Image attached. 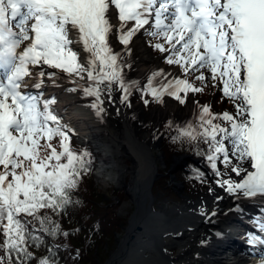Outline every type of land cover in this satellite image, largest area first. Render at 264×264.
Returning a JSON list of instances; mask_svg holds the SVG:
<instances>
[{"label":"snow or ice","instance_id":"obj_1","mask_svg":"<svg viewBox=\"0 0 264 264\" xmlns=\"http://www.w3.org/2000/svg\"><path fill=\"white\" fill-rule=\"evenodd\" d=\"M113 7L119 26L111 22ZM114 29L126 48L141 29L160 38L164 42L153 47L169 53L166 62L182 69L185 78L157 81L162 71L149 78L144 92L157 103L170 96L184 104L189 92H202L186 78L197 72L202 84L210 79L222 85L235 112L213 113L210 106L198 105V124L169 122L176 131L172 139L208 145L207 153L198 154L206 155L217 176H229L217 181L229 193L264 197V0H0V264H28L34 257L30 242H42L36 231H59L39 213L65 210L91 163L85 159L89 153L72 149L66 126L50 110L55 99L41 102L40 95L25 91V78L38 67L34 87H41L45 75L55 80L56 72L42 70L46 65L86 79L91 83L78 87L95 98L90 106L98 115L104 111L102 95L111 99L113 85L123 92L121 102H127L135 85L126 84L120 54L110 46ZM73 44L88 53L84 61ZM57 137L59 151L52 143ZM202 177L197 172L196 178ZM25 217L40 228L30 230L32 221ZM258 226L264 233V217ZM249 243L264 245V238L250 235ZM39 264L52 262L43 257Z\"/></svg>","mask_w":264,"mask_h":264},{"label":"bare ground","instance_id":"obj_2","mask_svg":"<svg viewBox=\"0 0 264 264\" xmlns=\"http://www.w3.org/2000/svg\"><path fill=\"white\" fill-rule=\"evenodd\" d=\"M111 22L114 25L119 26L120 22L117 20V11L114 7L109 13ZM132 22L129 23V26ZM146 28L148 26H145ZM115 30V29H114ZM109 37V43L113 51L120 54V62L122 68L130 63L126 57L125 49L121 46L115 36V32ZM144 29H141L133 38L130 45L134 48V55H132L131 61L134 63L132 68L128 71L121 70L123 78L126 84H134L140 82L143 75L150 71L163 72L164 76L158 77L165 82L173 78H181L177 74V70L168 69L166 66H161L160 60L153 57L146 48L143 46ZM75 38V36H74ZM145 43V42H144ZM73 46L80 47L83 50L81 44H73ZM88 56V53L83 51V59ZM162 64V63H161ZM121 68V69H122ZM45 73L56 72L57 77L55 80L50 79L45 75L41 90L50 92L46 95V99H58L56 104H51L50 109L53 108L55 112H62L66 114V121L75 123L80 132L82 139L93 141L102 152H104V158L99 160L101 166L99 173L106 177L108 180H104V184L111 182L116 185H121L124 180L123 173L126 168L121 163L122 154L124 149L126 154L134 159L135 166L130 171L132 173V180L130 185H137V193L140 194L139 188L143 190V202H138L137 199L132 197L136 205H144V211L147 212L146 205L149 200L152 199L150 190L147 189V181L150 177L156 176L159 170L157 168V161H162V156H154L155 149H158V134L155 128L152 133L143 132L144 122H141L140 117L146 116L139 105H133L131 100V94L128 101L125 103L124 108H119L113 113L106 109V97L108 95H102L104 101L102 107L104 109L101 112L100 117H94L88 113L85 108L86 105L90 106L86 95L79 89L78 86L86 85L88 82H77L75 77H69V75L62 74L60 70L51 69L48 66H43L42 69ZM41 71V68H32L33 75L30 78H25V83L30 88L34 87L38 83L37 73ZM134 88V87H133ZM133 88L131 93L133 92ZM70 89H77L76 91H70ZM114 90V91H113ZM113 92L117 93L118 101L115 100L117 105L121 102L123 92L119 89L118 85H113ZM116 98V97H115ZM90 99V98H89ZM108 99V98H107ZM111 99H114L111 97ZM168 101V102H167ZM165 110H156L149 115L150 119L157 122L158 126L161 119L164 116H170L176 118L180 124L188 122L191 116L197 112L198 106L195 102L188 103L186 114H180L178 105L176 102H171V99L166 100ZM120 105V104H119ZM116 106V105H115ZM95 110V109H94ZM96 112V111H95ZM62 113L60 115H62ZM88 113V114H87ZM127 113L130 114L129 119H133L132 123L127 118ZM133 113V115H131ZM114 115L116 119L115 125L117 130L113 131L105 123L104 119L108 115ZM109 123V122H108ZM132 124V125H131ZM134 125V126H133ZM107 138H103V137ZM123 150V151H124ZM117 156V158H115ZM125 157V156H124ZM99 167V165L97 166ZM109 170V171H108ZM157 172V173H156ZM233 180H240V177L233 178ZM122 186H125L123 184ZM129 187L128 191H132L135 187ZM132 195V193H131ZM159 214L161 217L167 219H174L177 223H183V226L187 228L183 235L187 236L189 241L177 242L176 246H180L182 252L180 257H176V264H198L194 262L192 256L198 254L202 264H261L264 259V245H254L249 243V237L261 236L264 238V233H261L258 226V221L264 217V197H244L234 193H229L226 188L223 192L215 193L210 199L200 201L196 203L192 208L181 211L175 209L171 214H167L164 211ZM215 213V215H213ZM126 232V230H125ZM233 236L240 240V244L231 243ZM182 243V244H181ZM175 244H173L174 246ZM146 246V245H144ZM169 247V248H168ZM172 245L168 242L166 249L168 250ZM126 249V244H123L122 249ZM188 248V249H186ZM121 249V250H122ZM186 249V250H185ZM243 249V250H242ZM121 256L119 251L115 256V259ZM141 262V261H140ZM141 264H167L164 260H160L155 257L154 254L147 255L142 259Z\"/></svg>","mask_w":264,"mask_h":264},{"label":"rangeland","instance_id":"obj_3","mask_svg":"<svg viewBox=\"0 0 264 264\" xmlns=\"http://www.w3.org/2000/svg\"><path fill=\"white\" fill-rule=\"evenodd\" d=\"M117 18V17H116ZM118 20V19H117ZM119 21V20H118ZM120 22V21H119ZM130 23V22H129ZM115 32V30H114ZM115 36L117 41L119 42L118 38H117V34L115 32ZM145 42V43H144ZM164 41L161 40L160 38H153L147 35H143V46L144 48H146L148 50V52L150 51L149 48L147 47H151V51L149 52L153 57L158 58L160 61L161 66H166L168 69H176L177 70V74L181 76V78H185L182 69L175 65V64H168L166 62V56L169 55V53H161L159 52L157 49H155L153 47V44L156 43H163ZM27 43V42H25ZM119 44L121 46H123V48L125 49V54L126 57L129 59L130 63H127L123 69L125 71H128L132 68L133 66V62L131 61L132 55H134V48L129 44L127 46V48L122 45L120 42ZM24 47V45H21V49ZM167 47V45H166ZM72 48L76 49V51L79 53L81 61H84L83 59V50L80 49V47H76L72 45ZM162 63V64H161ZM58 70V69H57ZM122 70V69H121ZM205 71V75L207 77H210V73H208L206 70ZM154 72L157 71H150L149 73L143 75V77L140 79V82L137 83L135 85V87L133 88L135 91L131 93V102L133 105H139L140 108L142 109V111L146 114V116H141L140 120L141 122H144V127L142 128L143 132H148V133H152L153 130L156 128L157 129V134L158 136L161 134V139L166 136H169V134L171 133L170 129H166L167 128V123H169L170 121L172 122L173 125H177L180 124V122H178V120L176 118L170 117V116H164L161 121L160 124L158 126L157 122H154L150 119L149 115L151 114V112H154L156 110H165L166 109V100L169 98L171 99V102H176V104L178 105V110L180 112V114H186L185 110L187 109V104L189 103H193L195 102L198 105L202 106V105H208L211 108V111L213 113H222L224 111H229V112H235V108L233 106L232 101L228 100L227 98L223 97L222 92L220 91V87H222V85H219V82H213L210 79L207 81L206 85L202 84V82L198 81L195 79V75H199V73L197 72L195 75H189L188 77H186L191 83H193L195 86L197 87H203V91L202 92H189L186 98V102L184 104H181L179 101H177L176 99H174L173 97L170 96H164L163 100L164 102L161 103H157L153 97L151 95H145V88L146 85L148 84L149 78L152 77V74ZM62 74H66L64 72H61ZM73 78L75 77V80L77 82H79L78 84H80L81 82L85 83L88 82L87 84L91 83L89 81L85 80H79L77 79L76 76H72ZM157 81L162 82L161 79H159L158 77L156 78ZM213 83H217L218 87H213ZM28 82L25 83V87L24 90L33 94V95H40L41 97V102H43V100H47L45 97L46 95L51 91H53L52 89L48 90V91H43L40 88H36V87H32L30 88L29 86H27ZM86 84V85H87ZM45 85V83L42 82L41 86ZM86 85H81V86H86ZM154 86H159L158 83H156V81H154ZM114 91V90H113ZM111 93V97L114 99H109V97H106L105 94V98H106V103H105V107L106 109L113 113L115 110H118L117 113H119V108H124L125 105L127 104L126 102L123 103H119L117 105V103L115 102L118 101V96L116 92ZM141 94V98H139V95ZM183 95V94H182ZM116 97V98H115ZM90 98V99H89ZM108 98V99H107ZM86 99H88L90 105L93 103L94 101V97H90V96H86ZM52 100V99H50ZM140 100V101H139ZM145 100L148 101L147 104H145ZM58 102V99L55 100L56 104ZM126 103V104H125ZM116 105V106H115ZM85 108L88 110L87 112L92 114V116L94 117H100L101 113L98 115L97 112H95L96 110H94L91 106L86 105ZM199 112V108L197 110L196 113H194L190 120L192 123L193 121L196 119L197 114ZM62 112H58L55 115H57L60 118V123L63 126H66L65 129L67 130H71L70 132L75 136L74 138L77 140V142H81V143H86V141H88L87 139H82L80 132H78V128H74L76 127L75 123H70L66 121V114L62 113V115H60ZM87 113V114H88ZM131 115H133V113H131ZM131 116L130 114L127 113V118L129 119ZM113 119H116V117L112 114L106 116V119H104V123L113 131H115V129L117 130V126L115 125V121ZM133 119H129V122L132 123ZM109 122V123H108ZM132 125V124H131ZM134 126V125H133ZM115 128V129H114ZM170 128V127H169ZM166 129L165 135H163L164 130ZM78 135V136H77ZM58 138V137H57ZM103 138H107L106 136ZM159 139V140H161ZM43 142V141H42ZM91 144L95 145V149L94 151L98 152V155L96 154V160L94 161V168L92 170V172H94L95 174H93V179H94V185L96 187V189L98 190V192L102 195L104 201L107 200H111L112 203L117 207V212L120 215H126L128 216L127 218V223H128V219L130 217V215L133 212V203L130 201V199L126 196L125 194V188H129L128 186L130 185V182L132 180V173L130 172L132 170V168H134V159L131 158L130 156H128L125 152V150L121 151L122 157H121V163L123 164V166L126 168V170L123 173V177L124 180L123 182H121L122 184L120 185H116L114 183L108 182L106 184H104L105 182H103L104 180H108L109 178L106 177V173H104L105 175L102 176L99 173V168L101 166V163L99 164V160L102 161V159L104 158V152H102L101 148H99L93 141H90ZM160 143V142H159ZM162 155V161H157V168L156 170L158 171V176H156L155 181L153 182L152 188H151V197L153 198V200H149V203H147L146 207L150 204L151 202V208L154 211L157 212H162L164 211L167 214H171V212H173L175 209H179L181 211H185L186 209H190L192 208L196 203L200 202V201H205L210 199L215 193H220L223 192V189H225L226 187H221L217 181L221 180V179H229V176H223V177H219L215 174V172H213L211 169L207 168L204 163L202 158H196L195 162H197V166L201 169V170H206L209 173L210 179L209 182L206 183V185L204 187L201 188H194L193 191H191V194H189V192L186 194H181L183 197L181 198V195H179V199H182L183 201H178L179 199H174L171 197H163L165 196L164 193L160 192V199L155 200L154 197V188L153 186H155L156 188L158 187L157 185V181L159 179L162 178H167L166 184L167 187L170 186H179L180 189L183 190V186L178 183L177 179H176V175L179 173V171H182L183 167H187V163L191 162V158H189L187 155H183V156H174L172 157V159L166 157V155H164L163 151L161 150V145L159 149H155L154 151V156H160ZM125 156V157H124ZM115 158H117V156H115ZM186 158V159H185ZM190 159V160H189ZM186 161V162H185ZM194 161V160H193ZM201 163V164H200ZM97 165H99V167H97ZM201 165V166H199ZM221 171H225L223 165L219 166ZM109 171V170H108ZM231 179L235 178V174L234 173H230ZM237 177V176H236ZM131 178V179H130ZM125 184V188H122V185ZM126 188V189H127ZM116 193H121L122 196L124 197V199H120L118 194ZM132 196V195H131ZM25 219H27L25 217ZM127 228L126 227L123 228V231H121L120 233H116L114 236V241L112 242V246H109L108 244L110 243V241H107L105 243L104 246L101 247V250L98 251V253L95 252V263L94 264H105L109 258V256L116 250V247L118 246L120 240L122 239V236L125 233V230ZM188 249V248H186ZM185 249V250H186ZM171 250H175V251H179L180 253L182 252V249L180 246H176L174 248H171ZM108 253V255H107ZM100 254H102V256L105 254L107 255L104 259H100L99 256ZM194 256V255H193ZM192 256V258H194ZM177 257V256H176ZM199 260H196V257L194 258V262H197L198 264H202L203 262L200 260V257L198 256ZM214 264H218V262H215Z\"/></svg>","mask_w":264,"mask_h":264},{"label":"trees","instance_id":"obj_4","mask_svg":"<svg viewBox=\"0 0 264 264\" xmlns=\"http://www.w3.org/2000/svg\"><path fill=\"white\" fill-rule=\"evenodd\" d=\"M193 124H198L197 118L193 121ZM168 125L169 123H167L166 129H170L171 133L161 139V150L164 155L169 159H172L175 155L179 157L187 155L191 158V160L189 159L191 162H188V166L183 167L182 171H179L176 175V179L183 186V190L178 185L167 187L166 181L168 177L159 179L157 181L158 187L153 186L155 200L161 198L160 192L165 194L163 197L179 199V195L187 194L188 192L191 194L194 188L199 189L209 182V173L206 170H201L195 164L196 158H202L204 165L212 170L206 155L198 154L207 153L208 145L200 142L199 147H197V142H188L187 140L174 142L172 137L176 135L175 128H169ZM166 129L163 135H165ZM52 143L59 151V138L54 139ZM71 147L76 152L86 151L89 153L90 155L85 157V159L90 160L91 163L88 165V170L82 172L78 178L77 187L71 190L70 198L72 203L67 205L65 210L52 211L44 209L40 211L39 215H46L50 217L54 224L59 225V231L55 235L36 231L35 234L42 237V242H37L39 246L30 242L28 250L34 254V257L28 261V264H39V260L43 257H49L52 264H94L95 252L98 253L107 241H110L108 245L112 246L115 234L123 231V228L127 225V214H118L117 207L111 200L104 201L94 185L91 172L94 168L97 153L91 144H79L71 137ZM197 172L203 173L201 179L196 178ZM182 195L181 198L183 197ZM118 196L120 199H124L121 193ZM178 201L183 200L179 199ZM26 218L32 221L28 225L30 230L40 228L38 221L32 217ZM64 233H67V235H64ZM3 240V235H0V243ZM2 255L4 253L0 250V256ZM107 255L104 254L102 256L100 254L99 258L104 259Z\"/></svg>","mask_w":264,"mask_h":264},{"label":"water","instance_id":"obj_5","mask_svg":"<svg viewBox=\"0 0 264 264\" xmlns=\"http://www.w3.org/2000/svg\"><path fill=\"white\" fill-rule=\"evenodd\" d=\"M157 138V147L159 149L161 145V140H159L161 139V134ZM156 176H158V173ZM156 176L153 178L150 177L149 181H147V189L150 191ZM133 186H135V182L128 187L131 189ZM122 188L125 187L122 186ZM126 188L125 194L133 203L134 209L128 219L126 232L122 236L116 250L109 256L105 264H141L142 259L151 254H154L155 257H158L160 260H164L167 264H176V256L180 257L181 253L179 251L173 252L171 248L176 247L177 242L186 243L189 241L188 237L183 235V232L189 227L185 228L183 223L179 224L174 219L161 217L159 215L162 214L161 212L152 210L150 206L152 201L146 207L148 209V213H146L143 208L145 207L144 205L140 204L138 206L135 201L132 200V197H134L138 202H140V200L143 202L142 188H139L140 194L136 191L137 185L132 191H128L129 188ZM168 242L172 245L169 250V247L166 249ZM231 243H235L236 245L239 244L237 243V238L234 236ZM123 244H126V249H122ZM173 244L175 245L173 246ZM119 251L121 252V256L115 259ZM194 256L196 260H199L198 254H194Z\"/></svg>","mask_w":264,"mask_h":264}]
</instances>
